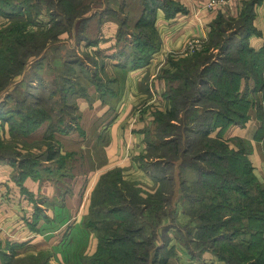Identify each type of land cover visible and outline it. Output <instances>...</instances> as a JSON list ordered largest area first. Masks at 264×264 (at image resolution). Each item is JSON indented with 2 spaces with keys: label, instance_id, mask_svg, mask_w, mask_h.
Listing matches in <instances>:
<instances>
[{
  "label": "crops",
  "instance_id": "0c3cea01",
  "mask_svg": "<svg viewBox=\"0 0 264 264\" xmlns=\"http://www.w3.org/2000/svg\"><path fill=\"white\" fill-rule=\"evenodd\" d=\"M155 1L159 5L154 20L158 44L153 50L146 46L150 57L138 66H132V58L135 25L143 11L142 0H98L93 14L90 11L82 15L84 22L76 36L74 29L63 23L64 30L55 35L57 40L48 39L39 55L31 57L23 69L36 70L34 80L26 82L28 87L37 91L41 86L43 92L52 93L45 95L53 105L49 110L52 120L43 121L18 141L12 139L7 119L18 120L23 109L16 108V104L25 105L27 101L11 102L6 95L23 82L22 73L0 93V146L15 147L37 161L28 172L20 168L18 158L9 159L4 149L0 151V264H33L41 256L48 264H78L82 257L91 256L97 249L98 237L88 223L91 199L100 177L109 170L120 169L125 183L136 188L143 199L153 197L159 188L148 166L154 159L146 158V126L154 121L158 111L164 112L168 107L164 95L166 80L162 75L175 72L180 60L195 55H211L210 59L218 61L221 58L218 48L209 46L212 30L220 20L239 21L247 3L253 15L250 21L253 31L248 34L247 43L255 51L264 48V0H214L212 7L208 6L211 0ZM31 4L33 9L35 5ZM22 19L32 22L26 31L37 35L50 26V15L45 9L40 13H25ZM8 21L0 12V30ZM190 40H199L201 47L185 55ZM71 43L75 46V57L70 53ZM83 53L92 55L97 63H88ZM72 67L77 78L61 75ZM78 68L91 71L92 77H100L104 72L109 79L107 83L117 80L119 88L114 92L100 85L105 90L102 91L94 88V82H91L93 89L89 88L87 81L92 79L84 76V81L80 82L83 71ZM48 73H55V84L41 79ZM80 83V87L84 84L86 87L71 89V85ZM205 83L213 87L210 80ZM54 85L60 90L67 86L65 89L69 90L54 94L50 89ZM236 94V103L245 104L242 112H236L242 120L217 125L208 136L223 140L233 149L243 144L252 174L264 188L263 94L255 90V80L251 77L239 79ZM33 98L34 102H40L39 96ZM62 102L65 105L60 104ZM70 102L75 108V119L64 128L60 124L65 125L68 117L61 121L58 108L69 107ZM137 109L141 110L140 116L132 121ZM53 120H58L55 123L61 129L51 128ZM49 131L56 151L54 158L47 160L43 156L42 142ZM185 178L194 179L193 176ZM169 197V203L159 204L165 211L164 216L158 218L152 228L158 256H167L169 264H223L210 250L194 248L195 222L188 216L177 176ZM149 210L144 207L146 217L150 216Z\"/></svg>",
  "mask_w": 264,
  "mask_h": 264
},
{
  "label": "trees",
  "instance_id": "16d2710c",
  "mask_svg": "<svg viewBox=\"0 0 264 264\" xmlns=\"http://www.w3.org/2000/svg\"><path fill=\"white\" fill-rule=\"evenodd\" d=\"M31 3L35 5L34 12L40 13L45 9L50 15L49 28L38 35L26 31L32 22L22 19L28 9H32ZM23 4L2 0L0 12L9 19L0 30V64L5 66L0 65V68L3 71L12 63L11 50L7 43L4 46V40L8 43L14 41V45L11 44L14 48L42 38L44 44L40 51L48 39L57 40L55 35L64 30L63 23L79 34L84 22L78 15L71 16L74 0H33L27 7ZM142 6L143 11L135 25L132 66L148 60L150 52H146V46L153 50L158 44L154 29L158 2L142 0ZM252 16L250 3H247L239 21L220 20L212 30L209 46L218 48L221 57L218 61L210 59L211 55H195L180 60L175 72L166 73L164 95L168 107L155 114L156 143L149 140L146 130V158L154 159L148 166L158 180L159 188L153 197L143 199L136 188L125 183L120 169L104 173L94 189L88 223V227L97 233V249L91 256L82 257L78 264H169L167 256H158V249L151 255L150 252L155 247L152 228L165 212L159 204L169 203L175 176L178 177L182 200L187 203L188 216L195 222L194 248L210 250L223 264H264V188L252 174L243 144L233 149L223 140L208 136L217 125L242 120L236 112H242L245 104L235 101L240 78H253L255 90L262 91L264 101V48L255 51L247 43V36L253 31L250 26ZM228 30L229 34L226 33ZM21 38L24 40L19 41ZM39 51H30L32 54L27 59L19 61V72L31 57L39 55ZM227 53L235 55L226 57ZM224 61L232 65L227 68L221 66ZM12 77L6 75L4 82L0 80V93L8 89ZM207 80L213 87L205 83ZM6 98L12 97L8 93ZM40 103L24 105L21 102L17 105L18 109L25 106L20 118L7 119L13 140L18 141L20 136L51 118V113ZM197 105L201 108L198 109ZM42 144L45 146L43 156L47 160L53 159L56 147L51 131L45 135ZM4 147L0 146V151L4 149L9 159L18 158L23 170L29 172L37 162L33 156L21 154L15 147ZM217 162L223 164L221 168L217 165L219 170L212 167ZM184 169H189L194 179L182 177ZM167 185L172 187L171 191ZM144 207L150 209L149 217L144 215ZM33 264L48 263L41 256Z\"/></svg>",
  "mask_w": 264,
  "mask_h": 264
},
{
  "label": "rangeland",
  "instance_id": "374dc122",
  "mask_svg": "<svg viewBox=\"0 0 264 264\" xmlns=\"http://www.w3.org/2000/svg\"><path fill=\"white\" fill-rule=\"evenodd\" d=\"M12 3H24L23 5H25L26 7H27V5H28V3H30V1H33V0H10ZM75 1V4H73V6H71V16L72 17H74V15H78V16H80V17H82V15H84V14H88L90 11L92 12V14H93V12H95V10H93L94 9V5L95 4H97L98 3V0L97 1H95V0H90V1H88V0H74ZM87 1V2H86ZM92 8V9H91ZM105 9H107V8H105ZM32 11H35L34 9H28V11L26 12V14H30V13H32ZM74 14V15H73ZM91 15V14H90ZM77 19V18H76ZM76 19H75V21H76ZM75 21H74V23H75ZM75 24H73V26H74ZM71 26H72V23H71ZM75 36H76V32H75ZM19 37V36H18ZM20 38V37H19ZM13 40V39H12ZM20 40H24V39H19V41ZM1 42V41H0ZM14 42V41H13ZM13 42H6L5 40H4V46H5V44L7 43L8 45H9V48H10V50H11V53H12V55H11V60H12V63H11V65H9V66H7V68L3 71L1 68H0V80L2 79V81L1 82H4L5 80H6V75H10V76H12L13 75V77H12V80L16 77V76H18L19 75V73L22 75V78H23V82L22 83H20V84H17L10 92H9V94H10V96L12 97L11 98V102L12 101H14V100H16V99H19V100H23V99H25L26 101H27V103L26 104H28V105H30V104H32L34 101H33V96H39V98H40V101L42 102L41 103V105L47 110V111H49V109L53 106L52 105V102L51 101H48L47 100V96H45V95H52V93H50V92H47V91H42V87L41 86H39L40 85V83H41V81L38 79V86L40 87L37 91H34V90H32L30 87H28L27 85H26V82L27 83H30L31 81H33L34 80V76H35V74H34V71H36V70H27L26 69V71H22V72H19V61H21V60H25V59H27L29 56H30V54H32L30 51H34V52H36V51H39V49H40V46L42 45V44H44V40L41 38V39H38V41H33V40H31V41H27V43L28 44H25V45H23V46H17V47H14V48H12V45H14V44H12ZM1 44V43H0ZM12 44V45H11ZM38 46V47H37ZM70 46H71V50H70V53H72V55H73V57H75L74 56V54L76 53V50H75V46H74V44L73 43H71L70 44ZM49 53V52H48ZM52 53V52H51ZM50 53V54H51ZM231 53V52H230ZM230 53H227L226 55V57H231V56H234L235 54H230ZM53 54H55V53H53ZM84 54V58L86 59V61L88 62V63H93V62H96L97 63V61H96V59L95 58H93L92 57V55H89L88 53H83ZM72 57V58H73ZM218 57V55L215 57V58H217ZM30 59V58H29ZM79 61H82V60H79ZM84 62H82V64H83ZM1 66H4V65H2V64H0ZM229 65H232V64H230V62L229 61H224V62H222L221 63V66H223V67H228ZM5 67V66H4ZM82 70L83 72V74H81L79 77L82 79L80 82H83L84 81V79H85V77L84 76H86V78L88 79V80H90V79H92V80H90L89 82L87 81V87H89V88H92L93 89V84H91V82H94V84H95V86H94V88H96V89H99V88H101L100 87V84L101 85H103V89L107 86L108 88H109V90L110 91H112V90H114V92H116L117 91V89L119 88V82H117V80L116 81H114V82H111V83H107L108 81H109V79H108V77L105 75V73L104 72H102V75L99 77H97L96 78V80H94V77H92L93 76V73L91 72V71H88L87 70V72L86 71H84V69L83 68H78V70ZM79 70V71H80ZM25 72V73H24ZM65 73V74H64ZM74 67H72L71 68V71H69V70H65V71H63L62 72V74L61 75H66V76H70V77H76V75H74ZM76 73H78V71H76ZM170 74V73H169ZM58 76V75H57ZM163 77H165L166 76V73H164L163 75H162ZM36 77V76H35ZM112 77V76H111ZM46 79V80H48V81H51V83H53V84H55L56 83V75H55V73L54 74H52V73H48V74H44V75H42L41 76V79ZM77 78V77H76ZM45 83H46V81H45ZM61 83V81H60V79H57V84H60ZM79 85H82L81 83L80 84H77V85H72V90H79V89H83L84 87H86V85L84 84V87L83 86H81V87H83V88H81ZM55 87L54 88H50V89H52V90H54V94H60V92H62V90H60V88H58V87H56V85H54ZM9 87V86H8ZM64 88H67V86H64ZM89 88H87V89H89ZM102 89V88H101ZM102 89V91H105V90H103ZM36 90V89H35ZM63 90H69V89H63ZM94 91V90H93ZM80 92L81 93H83L81 90H80ZM47 93V94H46ZM72 94H73V91H72ZM71 101V100H70ZM60 104H63V105H65V103L64 102H62V103H60ZM68 104H70V106L68 107V108H66L65 106L63 107V108H58L59 110H58V114L59 115H61V120H65L67 117V119H66V121H65V125H64V123L63 124H60V125H63L64 126V128H67L68 126H67V124L70 122V120H71V123L73 122L72 120H73V118L75 119V108H74V105H73V102H70V103H68ZM16 105H20V104H16ZM18 107V106H17ZM23 107H24V105L23 106H19V109H23ZM55 108V107H54ZM66 108V109H65ZM62 109V110H61ZM63 110H65L64 111V113H62L63 112ZM51 115H53V114H51ZM55 115V114H54ZM56 116V115H55ZM58 118V117H57ZM51 119V118H50ZM59 119V118H58ZM52 120V119H51ZM54 121V120H53ZM56 121H58V120H55L54 122H51L52 123V126L53 127H56V128H59V127H61V126H56L57 125V123H55ZM67 126V127H66ZM154 128H155V124H154V121H152L149 125H147L146 126V130H147V134H148V136H149V140L150 141H154L155 143H156V134L154 133ZM59 129H61V128H59ZM9 135H10V133H9ZM150 163H152V162H154L153 160H151V161H149ZM217 165L221 168L222 167V163L221 162H217L215 165L213 164L212 165V167L214 168V169H217V170H219V167H217ZM175 174H177V172L175 173ZM182 177H191V176H193V177H195L194 176V174L189 170V169H184L183 171H182ZM163 185H166V183H164ZM167 189L169 190V191H171L172 190V187L169 185H167ZM167 190V191H168ZM169 199H171L170 197H169ZM96 233V232H95ZM96 235H97V233H96ZM152 249V251L150 252V255H151V253L153 252V251H155V250H157V248L156 247H152L151 248ZM159 251V250H158ZM159 257H163V256H159Z\"/></svg>",
  "mask_w": 264,
  "mask_h": 264
},
{
  "label": "built area",
  "instance_id": "2783aa9c",
  "mask_svg": "<svg viewBox=\"0 0 264 264\" xmlns=\"http://www.w3.org/2000/svg\"><path fill=\"white\" fill-rule=\"evenodd\" d=\"M214 3H215V1L214 0H211L208 3V6L209 7L210 6L212 7ZM200 47H201V45H200V41L199 40H190V41H188L187 48L185 49V51H184L183 54H185V55L192 54V53L198 51L200 49ZM140 111H141L140 109H137L136 110L135 114L132 117V121H135L136 119L139 118Z\"/></svg>",
  "mask_w": 264,
  "mask_h": 264
}]
</instances>
